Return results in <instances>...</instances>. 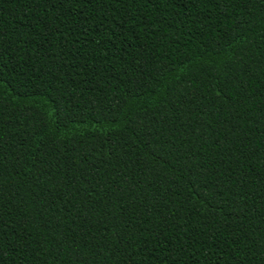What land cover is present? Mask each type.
<instances>
[{"label":"trees","instance_id":"trees-1","mask_svg":"<svg viewBox=\"0 0 264 264\" xmlns=\"http://www.w3.org/2000/svg\"><path fill=\"white\" fill-rule=\"evenodd\" d=\"M0 264H264V0H0Z\"/></svg>","mask_w":264,"mask_h":264}]
</instances>
